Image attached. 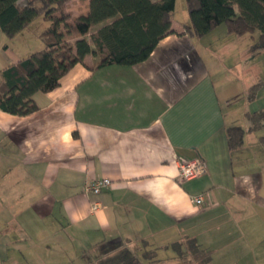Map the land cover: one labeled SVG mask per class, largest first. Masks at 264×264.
Segmentation results:
<instances>
[{"label": "crops", "instance_id": "1", "mask_svg": "<svg viewBox=\"0 0 264 264\" xmlns=\"http://www.w3.org/2000/svg\"><path fill=\"white\" fill-rule=\"evenodd\" d=\"M186 17L173 16L142 63L91 70L89 54L34 95L36 112L0 108V264L38 252L43 264H96L123 245L179 264L174 244L187 237L211 249L213 264H264V127L251 130L248 116L264 108V47L258 32L225 25L197 37ZM14 39L0 28V68L33 51L16 52ZM233 125L246 129L237 149ZM197 158L207 172L181 178L178 160ZM97 178L112 186L86 194Z\"/></svg>", "mask_w": 264, "mask_h": 264}, {"label": "trees", "instance_id": "2", "mask_svg": "<svg viewBox=\"0 0 264 264\" xmlns=\"http://www.w3.org/2000/svg\"><path fill=\"white\" fill-rule=\"evenodd\" d=\"M72 0H0V28L14 39L42 17L46 22L40 33L44 48L31 51L16 62L0 68V108L27 116L39 109L34 95L59 87L61 79L77 64L95 57L96 70L108 65L133 66L146 61L159 42L172 32L177 0H89L88 11L74 16L64 14ZM85 1V0H83ZM190 18L187 30L197 37L225 25L230 34L259 33L257 46L264 47V0H185ZM37 3L39 5H37ZM75 33V34H74ZM70 38L75 41L70 42ZM259 85L248 91L254 99ZM251 130L264 127V108L248 115ZM246 129L233 125L227 129L230 149L244 143ZM179 264H213L211 249L196 238L187 237L174 244ZM123 245L96 264H164L155 249ZM62 264V263H58Z\"/></svg>", "mask_w": 264, "mask_h": 264}, {"label": "rangeland", "instance_id": "3", "mask_svg": "<svg viewBox=\"0 0 264 264\" xmlns=\"http://www.w3.org/2000/svg\"><path fill=\"white\" fill-rule=\"evenodd\" d=\"M25 0H21V2H24ZM37 5H39L37 3ZM88 6H89V0H78V1H69L66 3L64 6V14H68L69 18L68 20L71 21L74 16H78L80 14H84L88 11ZM188 17V12L186 8V1L185 0H177L176 2V9L174 11V17L177 19H185V17ZM186 17V18H187ZM47 22L42 18L39 17L35 23L30 27V29L24 33L23 37L18 36L17 39H14L12 41V48L15 49L16 52L18 53H23L25 49L28 47L33 48V51H39L44 48V43L42 42L40 38V32L45 28ZM75 34V33H74ZM74 38H70V42H74ZM95 57L93 58V61H91V66L95 65ZM32 244H25L24 242L20 243L19 247H29ZM172 251L170 250L167 255V257L172 256ZM162 257V256H161ZM166 257V256H165ZM164 259V258H163ZM13 261H17L14 259H3L2 263L9 264L12 263ZM46 260L40 255V253H34L31 256H27V258L22 259L21 261L18 260L17 264H43ZM165 261V260H164ZM9 262V263H7ZM146 264H151V263H146ZM159 264V262H158Z\"/></svg>", "mask_w": 264, "mask_h": 264}, {"label": "built area", "instance_id": "4", "mask_svg": "<svg viewBox=\"0 0 264 264\" xmlns=\"http://www.w3.org/2000/svg\"><path fill=\"white\" fill-rule=\"evenodd\" d=\"M178 168L180 177L185 180L194 179L202 176L207 172L206 164L203 160L197 158L195 160H178ZM112 186V180L110 178H97L85 182L83 189L86 194L99 195L102 191ZM196 205H202L204 202L203 195L196 196L193 199ZM101 208V203L98 200H94L91 205L92 211H97Z\"/></svg>", "mask_w": 264, "mask_h": 264}]
</instances>
